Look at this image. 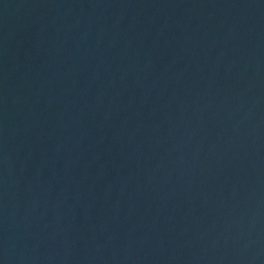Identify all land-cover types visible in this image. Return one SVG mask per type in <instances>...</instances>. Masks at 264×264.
<instances>
[{
	"label": "water",
	"instance_id": "water-1",
	"mask_svg": "<svg viewBox=\"0 0 264 264\" xmlns=\"http://www.w3.org/2000/svg\"><path fill=\"white\" fill-rule=\"evenodd\" d=\"M0 264H264V0H0Z\"/></svg>",
	"mask_w": 264,
	"mask_h": 264
}]
</instances>
